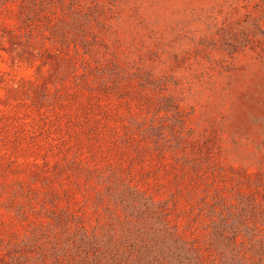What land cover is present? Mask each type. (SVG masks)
Listing matches in <instances>:
<instances>
[{
  "label": "rangeland",
  "instance_id": "374dc122",
  "mask_svg": "<svg viewBox=\"0 0 264 264\" xmlns=\"http://www.w3.org/2000/svg\"><path fill=\"white\" fill-rule=\"evenodd\" d=\"M0 264H264V0H0Z\"/></svg>",
  "mask_w": 264,
  "mask_h": 264
}]
</instances>
